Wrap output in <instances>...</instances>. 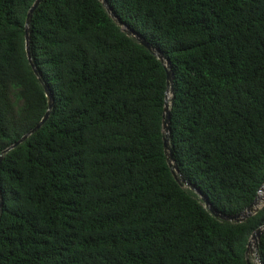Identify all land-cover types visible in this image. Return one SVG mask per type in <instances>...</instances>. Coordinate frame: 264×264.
Here are the masks:
<instances>
[{
  "label": "trees",
  "instance_id": "16d2710c",
  "mask_svg": "<svg viewBox=\"0 0 264 264\" xmlns=\"http://www.w3.org/2000/svg\"><path fill=\"white\" fill-rule=\"evenodd\" d=\"M0 0V264H247L164 148L167 69L100 0ZM169 60L170 147L222 215L264 185V0H107ZM264 264V234L258 245ZM252 263V262H251ZM254 264V263H252Z\"/></svg>",
  "mask_w": 264,
  "mask_h": 264
},
{
  "label": "water",
  "instance_id": "95a60500",
  "mask_svg": "<svg viewBox=\"0 0 264 264\" xmlns=\"http://www.w3.org/2000/svg\"><path fill=\"white\" fill-rule=\"evenodd\" d=\"M43 0H36L33 4V6L30 8L28 15H27V19H26V51H27V56H28V60L30 62V65L32 66V68L34 69V72L38 75V71L34 65L33 59H32V53H31V48H30V37H29V26L31 24L33 15L35 10L38 8V6L42 3ZM106 7V9L110 12L111 16L116 20V22L120 25V26H124V24L118 20L116 18V16L114 14L111 13L110 7L108 5V1L107 0H100ZM126 33L129 36L134 37L135 39H137V41L145 46L151 53H153L154 55H156L158 57V59L165 65L166 69H167V85H168V91H167V95H166V103H165V108H164V119H163V129H164V148H165V154L167 157V161L168 164L172 170V173L174 175V178L176 179V181L183 187H189L191 190L195 191L196 193H198L204 203H205V207L208 208L211 213L218 219H221L223 221H227V222H233V223H243L244 221H246L247 219H249L250 217L254 216L255 214H257L259 212V210L262 208V203L259 199V195L262 191H264V185L261 187V189L259 190L258 196L257 198L254 200V202L243 212L236 214V215H222L217 213L214 208L210 205L209 201L204 198L201 193L196 190V188L191 185L190 183H188V181L183 177L175 159H174V155L172 152V149L170 147V102H172L173 100V94H174V76H173V72L170 66V62L169 60H167L164 55H162L161 53H159L155 47H153L150 43H148L146 40H144L143 38H141L139 35H137L136 33H134L132 30L127 29ZM46 90V95L48 98V104H49V109L46 112V114L44 115V117L42 118V120L33 128L31 129L28 133H26L21 139H19L16 143H14L13 145H11L9 148H7L3 154L0 156V163L3 160V157L6 153H8L9 151L15 149L17 146L21 145L22 143H24L31 135H33L34 133H36L39 129L42 128V126L45 124V122L48 120V117L50 115V110L52 108V102H53V98L52 95L50 94V92L48 91V89L45 87ZM2 206V202H0V208ZM264 234V227H260L257 230H255L248 242V246H247V251H246V261L247 264H252L251 263V256H254L256 259V264H263L261 259L259 258L258 255V245H259V241L261 236Z\"/></svg>",
  "mask_w": 264,
  "mask_h": 264
},
{
  "label": "rangeland",
  "instance_id": "374dc122",
  "mask_svg": "<svg viewBox=\"0 0 264 264\" xmlns=\"http://www.w3.org/2000/svg\"><path fill=\"white\" fill-rule=\"evenodd\" d=\"M121 27L124 29V31L127 30V28H126L125 26H121ZM263 204H264V201H262V205H263ZM250 259H251V262H252V263L256 264V259H255L254 256H251Z\"/></svg>",
  "mask_w": 264,
  "mask_h": 264
},
{
  "label": "bare ground",
  "instance_id": "6f19581e",
  "mask_svg": "<svg viewBox=\"0 0 264 264\" xmlns=\"http://www.w3.org/2000/svg\"><path fill=\"white\" fill-rule=\"evenodd\" d=\"M259 199H260L261 203H262V201H264V191H262V192L260 193V195H259Z\"/></svg>",
  "mask_w": 264,
  "mask_h": 264
}]
</instances>
